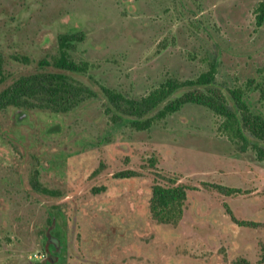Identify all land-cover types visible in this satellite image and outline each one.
Here are the masks:
<instances>
[{"label": "rangeland", "instance_id": "374dc122", "mask_svg": "<svg viewBox=\"0 0 264 264\" xmlns=\"http://www.w3.org/2000/svg\"><path fill=\"white\" fill-rule=\"evenodd\" d=\"M261 4L0 0L7 82L42 70L38 60L57 55L67 33L70 58L88 69L65 74L93 92L67 111L0 110V264H264V161L222 133L203 105L186 103L139 130L137 115L112 108L102 91L122 93L130 109L166 80L195 79L214 64L212 82L167 100L216 88L234 109L229 90L241 87L264 118ZM155 183L188 187L174 224L151 216Z\"/></svg>", "mask_w": 264, "mask_h": 264}, {"label": "trees", "instance_id": "16d2710c", "mask_svg": "<svg viewBox=\"0 0 264 264\" xmlns=\"http://www.w3.org/2000/svg\"><path fill=\"white\" fill-rule=\"evenodd\" d=\"M257 10V24L260 25L264 19L263 5L261 4ZM74 39L73 34H61L58 37V54L51 56L50 59L42 58L38 60L39 67L42 70L22 74L11 82H7L9 77L5 73L4 59L0 53V110L13 106L23 109L37 107L49 108L52 111H67L76 104L82 93L93 94L90 89L83 85H74L65 74V71L83 73L88 69L86 62L76 63L70 58L68 48ZM24 60H28V58L24 57ZM22 62L27 63V61ZM47 66L51 69L47 70ZM215 74L216 67L211 64L208 70L200 73L195 79L184 81L168 79L139 101L132 102L129 106L130 109L123 108L124 106L128 108V104L126 105V99L122 93L105 86H102V91L112 108L117 111H123L124 109L137 115L132 120V125L139 130L149 128L156 120L179 110L186 103L203 105L221 118L218 129L222 133L236 143L241 150L250 147L255 152L257 159L264 161V146L254 142L251 143L244 134V129L248 128L256 138L264 143V118L260 114L252 113L244 98V89L241 87L229 90L235 106L234 109L227 103L224 94L216 88H210L206 91L188 90L167 100L175 90L182 86L209 84L214 80ZM261 98L264 100V88L261 89ZM163 102V106L154 115L143 118L146 113ZM100 188L103 189L104 187ZM187 189L188 187L182 184L163 186L155 183L151 188L149 203L152 218L160 223H176L182 215ZM42 190L46 193H53L52 190L47 188H42ZM242 224L247 223L242 222ZM261 249L260 261L264 263V244ZM239 264L250 263L243 260Z\"/></svg>", "mask_w": 264, "mask_h": 264}, {"label": "flooded vegetation", "instance_id": "af4514ba", "mask_svg": "<svg viewBox=\"0 0 264 264\" xmlns=\"http://www.w3.org/2000/svg\"><path fill=\"white\" fill-rule=\"evenodd\" d=\"M101 187H102V186H101ZM103 187H104V186H103ZM99 188H100V187H99ZM103 189H104V188H103ZM44 237H45V239H46L48 236H47V235H45Z\"/></svg>", "mask_w": 264, "mask_h": 264}]
</instances>
